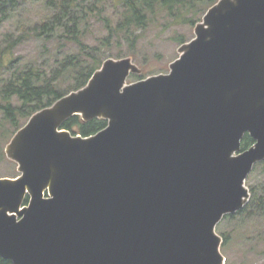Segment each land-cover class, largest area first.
Listing matches in <instances>:
<instances>
[{
	"label": "water",
	"instance_id": "95a60500",
	"mask_svg": "<svg viewBox=\"0 0 264 264\" xmlns=\"http://www.w3.org/2000/svg\"><path fill=\"white\" fill-rule=\"evenodd\" d=\"M171 73L109 59L7 146L0 257L13 264H224L218 224L264 161V0H220ZM74 116L108 126L84 138ZM248 134L255 145L242 151ZM29 197V204L25 201Z\"/></svg>",
	"mask_w": 264,
	"mask_h": 264
},
{
	"label": "trees",
	"instance_id": "16d2710c",
	"mask_svg": "<svg viewBox=\"0 0 264 264\" xmlns=\"http://www.w3.org/2000/svg\"><path fill=\"white\" fill-rule=\"evenodd\" d=\"M217 3L218 0H0V24L13 19L16 23L15 29L0 43V112L3 119L16 134L36 113L85 88L103 64L113 58L110 49L115 39L123 36L131 45L136 44L140 37L137 31L148 24L149 15L166 13L171 21L169 25L196 27L201 17ZM112 8L122 10L119 12L121 21L115 26L109 13ZM34 13L38 18H33ZM101 24L105 35L90 44L89 40L95 36L93 29ZM30 41L40 46L35 57L18 54L17 50ZM180 43L185 41L180 38ZM153 72L142 70L141 74H132L129 80L147 79L154 76ZM107 126L105 119L86 122L81 116H74L62 129L87 138ZM254 144L246 134L242 150ZM258 165L264 168V161ZM28 203L29 197L25 205ZM262 204L261 199L257 201L258 208L263 207ZM227 242L224 236L223 244ZM0 264L13 263L0 257Z\"/></svg>",
	"mask_w": 264,
	"mask_h": 264
},
{
	"label": "rangeland",
	"instance_id": "374dc122",
	"mask_svg": "<svg viewBox=\"0 0 264 264\" xmlns=\"http://www.w3.org/2000/svg\"><path fill=\"white\" fill-rule=\"evenodd\" d=\"M121 11L115 8L109 11L114 26L121 21L119 17ZM166 16V13L157 16L149 15L148 24L137 31L140 37L134 45H131V42L123 36L115 39L110 49L113 58L110 59L130 58L141 72L142 70L154 71V76L170 74L171 65L182 55L180 49L196 38L197 26L169 25L171 21ZM204 17H201L198 25L203 22ZM33 18L38 16L34 13ZM15 25L14 19L0 24V43L6 34L15 29ZM93 33L95 36L94 39L89 40L90 44L105 35L102 24L96 25ZM180 38L185 41L184 44L180 43ZM39 50L40 46L37 42L30 41L17 51L18 54L33 58ZM117 55H120V58H116ZM140 81L144 79L128 80L127 83L130 85ZM16 134L0 112V178H16L20 175L18 164L12 161L6 152L7 146ZM245 186L249 189L251 196L243 212L224 219L218 227V235L222 237L223 242L224 236L228 238V242L221 247V252L226 259L225 264H264V168L262 165L255 167ZM260 199L263 207L258 208L257 201Z\"/></svg>",
	"mask_w": 264,
	"mask_h": 264
}]
</instances>
